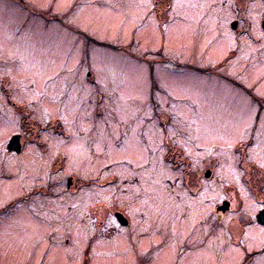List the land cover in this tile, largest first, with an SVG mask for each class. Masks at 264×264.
<instances>
[{"label":"rangeland","instance_id":"rangeland-1","mask_svg":"<svg viewBox=\"0 0 264 264\" xmlns=\"http://www.w3.org/2000/svg\"><path fill=\"white\" fill-rule=\"evenodd\" d=\"M170 1L0 0V264H241L264 250L244 225L253 195L236 189L241 212H216L227 186L248 188L232 147L252 130L264 165V118L250 97L264 100V37L233 39L240 0ZM241 1L249 18L264 11V0ZM6 81L44 123L46 153L24 135L33 159L7 154L24 131Z\"/></svg>","mask_w":264,"mask_h":264},{"label":"flooded vegetation","instance_id":"flooded-vegetation-1","mask_svg":"<svg viewBox=\"0 0 264 264\" xmlns=\"http://www.w3.org/2000/svg\"><path fill=\"white\" fill-rule=\"evenodd\" d=\"M237 2L242 3V5L238 4ZM237 2H234V5H233L234 6L233 7L234 8V17L229 23V27L231 28L233 39L237 43L242 45V43H243L242 39L246 38L247 40H249V42H251V44L254 45L257 42H260L261 39L264 37V11L262 13L260 12V10L258 11V12H260V16H258V19L249 18L250 17V15H249L250 9L252 8V6L247 7V4H250V1L248 2V1H241L240 0ZM170 3H171V5L168 6L169 10L174 9V7H176V5L178 6L180 3V0H171ZM253 4H254V1L251 2V5H253ZM156 5H158V4H156ZM159 8L161 10L163 9L161 7H159ZM172 12H171L172 15H174L175 11H172ZM161 15H163V13H159V18L161 17ZM168 18H169L168 21H166L167 23L165 22L166 26L168 25V23L173 22V20L169 17V15H168ZM161 20H163L162 17H161ZM52 21L61 22L62 19L60 17L56 16V17L52 18ZM239 44H236V45L239 47ZM234 51H235V49H234ZM235 53H236V51H235ZM234 55L235 54H233V56ZM260 63H262V60H260ZM2 84H3L2 86L4 87L3 90H5L6 96L9 100L10 104L12 105V108L15 110L16 113H18L20 115L21 124H23V126L25 127L24 128L22 126V129H21V131H24V132H20V134H15V135L20 136V138H21L20 150L19 151H17V150L10 151L9 145H8L7 146V154L9 156H11V155H15V156L26 155V153H27V151H26L27 145L26 144L27 143L24 140L25 134L27 135V137L29 135H30V137L35 136L33 138V142L38 144V146H36V148L40 149L44 153H46L47 148L45 147L44 144L40 143L41 141H38L39 138H42L43 133L45 131L44 123L41 120L36 119L35 110L32 109L31 106H29L28 102L23 101V102L18 103L14 99L11 98L12 92H11V90L8 89V87H10L9 81H6V83H2ZM250 97L254 101L253 103L258 105L257 112H256L257 119L260 120V119L264 118V113L262 112L264 110V100H261L260 97L256 96L252 92H251ZM26 106H28L30 110L27 109ZM34 115H35V117H33ZM34 121H37L38 123L36 124ZM58 128H60V124L58 125ZM25 131H26V133H25ZM251 132L252 133H251L250 137L248 136L249 138L244 139V141L239 146H236V147L233 146L232 147L233 155L238 156L237 166H238L240 173H242L240 176V182L242 184H247L248 188H246L247 190H244L243 192H241L240 186H233L234 184L227 186V191L225 193L226 197L222 201V204L220 206L218 205V207L216 209V212H217L218 216L220 217V219H222L228 213H231V212L236 213V212L240 211V209L237 210V208L234 207L235 201H238V200H235V193L234 192L236 189H237L236 192L238 193L241 200H243L245 198L249 199V196H247V193H249V194L253 195L254 200L258 204L264 203V165H262L261 161H259L258 159L255 158L256 155L261 156L258 149H257V153L254 154L255 151L253 152V149H255L258 145H260L262 143V141L260 140V137H262L263 135L258 134L257 130H252ZM15 135H13V136H15ZM177 148H179V147L177 146ZM180 150L184 153V151L182 149H180ZM168 153L170 155L169 156L170 161L175 163L176 160H174L175 155L173 154V152L171 150H169ZM67 156H68L67 154L65 155V154L59 153L55 157V159L60 158V157H64L66 159ZM183 156H185V155L183 154ZM261 157H263V156H261ZM183 164H184V161L181 162L180 164H177L174 166L178 167V166H181ZM188 164H189V162H188ZM218 165H220L219 161H218ZM209 172H210V175L208 178L211 180L216 179V177L214 178V176H213V171L209 170ZM69 178H72V177H69ZM82 186L83 185L75 186L74 189L71 190V194H73V196H74L77 193H79V191H81ZM201 187L202 186H198L193 192L194 193H197V192L201 193L200 192ZM236 199H237V197H236ZM242 205H241V207H242ZM222 207H224L226 210L225 211L221 210L220 208H222ZM5 212H7V210H5ZM119 214H122L124 216V218H126V219L123 218V221L126 220L127 224H122L121 221L118 222L117 219L115 218L118 226L121 229L129 227V225H130L129 219L123 213H119ZM238 217H244V214L241 213L238 215ZM245 218L247 219V222L245 224L244 223L243 224L246 226L245 229L247 230V233L245 232L246 230L241 231V233H243V236H245L244 235L245 233L249 234V231L253 227L264 229V214H262V212L260 210L254 211V213H252L251 215H248ZM241 239H240V242H238L236 245L240 246V247H244L243 245H240ZM263 253H264V250L263 251H257L255 253H251V254H249V256L247 255V257L243 260V262L241 264H252L254 262V259L257 258V255H261Z\"/></svg>","mask_w":264,"mask_h":264},{"label":"bare ground","instance_id":"bare-ground-1","mask_svg":"<svg viewBox=\"0 0 264 264\" xmlns=\"http://www.w3.org/2000/svg\"><path fill=\"white\" fill-rule=\"evenodd\" d=\"M215 21L213 20L212 21V23L213 24H215L214 23ZM231 36L230 35H226L225 36V43H231ZM250 112H251V109L250 110H247V111H245V113L248 115V116H246L245 114H243L242 115V117L244 118V119H246V118H249L250 117ZM240 118H241V116H240ZM230 135V134H229ZM222 138H224V139H231L230 137H228V136H226V137H222ZM221 139V138H220ZM132 142H131V145H132V148H135V149H137V151H139L138 153L142 156L143 155V150H142V148H140L139 147V145L137 144V142L135 141V139L134 140H131ZM138 146V147H137ZM32 153L33 152H27L26 153V157H27V159H33V155H32ZM256 153H257V151H256ZM33 154H35V153H33ZM73 157H74V160L72 161L73 162V164H77V163H79V160H78V152L76 153L75 152V154L73 153ZM227 163V164H226ZM225 165L228 167L229 166V169H230V171H231V173L232 174H234L235 172H234V170H233V166H232V161H226L225 162ZM221 168H223V166H221L220 167V169ZM7 187V186H6ZM249 202H252V199H251V197H249ZM194 215L195 216H198V214L199 213H202V210L200 209V208H195L194 209ZM177 231V233L179 232V230L177 229L176 230ZM221 238H222V240L224 241V239H223V237L222 236H220ZM220 237H219V239H220ZM264 238V230H262V229H260V228H255V227H253L250 231H249V234H248V239H251L252 241H257V240H260V239H263ZM175 239H177L176 241H179L178 239H180V238H178L177 236L175 237ZM221 240V239H220ZM200 261V259L198 258L197 260L196 259H194V260H192L191 261V263L190 264H197V262H199Z\"/></svg>","mask_w":264,"mask_h":264},{"label":"water","instance_id":"water-1","mask_svg":"<svg viewBox=\"0 0 264 264\" xmlns=\"http://www.w3.org/2000/svg\"><path fill=\"white\" fill-rule=\"evenodd\" d=\"M19 137L20 136H15L11 142H10V145H9V150L12 151V150H17L19 151L20 150V147H21V144H20V140H19ZM69 186L71 185V179H69ZM221 210L225 211L226 209L224 207L220 208ZM117 218L119 219V221H121L122 224H127V221L124 220L123 221V218L124 216L122 214H117ZM125 219V218H124Z\"/></svg>","mask_w":264,"mask_h":264},{"label":"snow or ice","instance_id":"snow-or-ice-1","mask_svg":"<svg viewBox=\"0 0 264 264\" xmlns=\"http://www.w3.org/2000/svg\"><path fill=\"white\" fill-rule=\"evenodd\" d=\"M257 210H260L264 214V203L257 205Z\"/></svg>","mask_w":264,"mask_h":264},{"label":"trees","instance_id":"trees-1","mask_svg":"<svg viewBox=\"0 0 264 264\" xmlns=\"http://www.w3.org/2000/svg\"><path fill=\"white\" fill-rule=\"evenodd\" d=\"M98 44H100V45H104V44H102V43H99V42H98Z\"/></svg>","mask_w":264,"mask_h":264}]
</instances>
